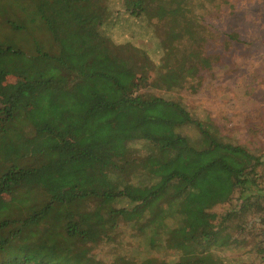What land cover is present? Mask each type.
I'll return each instance as SVG.
<instances>
[{
    "label": "trees",
    "instance_id": "trees-1",
    "mask_svg": "<svg viewBox=\"0 0 264 264\" xmlns=\"http://www.w3.org/2000/svg\"><path fill=\"white\" fill-rule=\"evenodd\" d=\"M154 1L121 3L128 15L150 20ZM12 4L17 17L33 8L54 51L26 55L0 43V264H102L89 245L112 241L122 224L146 235L148 248L177 256L118 255L109 264H225L213 254L228 243L225 220L249 208L258 215L264 264L257 171L264 154L225 140L209 118L194 120L179 102L144 91L181 87L210 65L199 51L185 54L200 33L161 40L163 58L152 66L144 51L116 46L101 32L103 0H0V23L19 29L25 20L4 19ZM186 124L198 130L195 145L177 131ZM138 143L141 152L133 150ZM234 195L236 206L214 223L212 207Z\"/></svg>",
    "mask_w": 264,
    "mask_h": 264
},
{
    "label": "rangeland",
    "instance_id": "rangeland-1",
    "mask_svg": "<svg viewBox=\"0 0 264 264\" xmlns=\"http://www.w3.org/2000/svg\"><path fill=\"white\" fill-rule=\"evenodd\" d=\"M121 1L103 0L106 16L100 30L112 44H129L141 49L153 66L163 58L161 40L162 44L174 41L171 34L191 40L198 31L200 35L196 36L200 40L185 54L191 57L199 51L210 62L199 70L196 78L188 79L181 87L167 88L162 84L146 87L144 91L179 102L194 120L202 122L209 118L225 140L245 145L255 154H264V0H155L158 12L150 20L142 17L143 14L128 15ZM147 2L142 0V5L148 7ZM6 11L4 19L17 18L26 24L13 29L0 23V43H7L26 55L38 50L54 51L51 36L40 18L33 14V8L29 15L23 11L20 17L16 16L20 11L18 4H12ZM29 18L32 20L28 21ZM12 82V77L4 80V83ZM177 131L190 143H197L199 133L193 124L182 125ZM132 147L134 151L143 150L141 143ZM257 171L263 174V179L264 165ZM51 187L55 192H67L55 183ZM236 202L234 195L228 202L213 206L214 223L225 217ZM256 216L253 208L229 215L224 229L228 243L213 249V254L225 264H262L256 252L260 244L254 223ZM166 223L172 225L173 221L167 219ZM89 250L102 264H109L118 255L135 261L151 257L167 262L177 256L170 249L148 248L146 235L127 224L116 230L112 241L91 244Z\"/></svg>",
    "mask_w": 264,
    "mask_h": 264
}]
</instances>
